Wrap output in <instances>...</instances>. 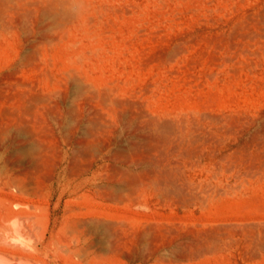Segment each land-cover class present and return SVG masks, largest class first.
Listing matches in <instances>:
<instances>
[{
  "label": "rangeland",
  "instance_id": "obj_1",
  "mask_svg": "<svg viewBox=\"0 0 264 264\" xmlns=\"http://www.w3.org/2000/svg\"><path fill=\"white\" fill-rule=\"evenodd\" d=\"M0 10V131L15 124L18 97L51 91L26 114L34 138L0 135V264L53 259L41 243L52 231L65 240L69 215L109 219L124 241L152 222V239L174 245L163 262L131 264H264V0H10ZM106 86L188 125L192 141L117 124L130 108L89 101ZM158 161L177 170L185 199L160 180Z\"/></svg>",
  "mask_w": 264,
  "mask_h": 264
},
{
  "label": "bare ground",
  "instance_id": "obj_2",
  "mask_svg": "<svg viewBox=\"0 0 264 264\" xmlns=\"http://www.w3.org/2000/svg\"><path fill=\"white\" fill-rule=\"evenodd\" d=\"M10 0H0V5H3L4 3L8 2ZM0 16H1V10H0ZM29 57V55H25L24 58ZM12 72V71H11ZM14 74V73H13ZM11 75V74H10ZM108 86L106 87H102V88H98L95 89L92 93H91V97L89 98V101H94V103L99 104L101 99L104 100H111L112 102H114L117 106L120 107H127L131 109V112L129 114H127V120L125 121V112H126V108L123 110L124 112L122 114H120V120H117V124L119 123V121L121 123H127L128 124H132L133 122H137V121H141L142 122V126L147 127V128H152L155 130V132L158 134L160 133V140L162 138H164L162 135L163 132H165L164 130L166 128H170L171 130L176 131V133L178 134V137L180 139V142L183 141H188L190 142V140L192 141L193 139V132L192 129L188 126V125H184L182 123L179 124V126L176 128L173 124V122H167V121H161L157 118L153 117V116H148L149 114L146 113V111L144 112L143 109H141L140 111H137V108L135 105L136 102L133 101H128V100H124V99H120V98H116V99H112L111 98V94L110 92L107 90ZM27 94V92H25L24 95L18 97L17 101L19 104L18 110L14 112L15 114V124L14 125H9L8 127H4V131H0V135L7 133L10 130L15 129L16 131H18V133H23L27 136H31L32 138H34L35 135V128L29 126V122L28 120H26V114L29 115V113H36L38 111V104L42 101H48L50 99V95H51V91L48 92H44L42 91V93L40 94H36L33 93L27 97H24ZM86 103H89L88 100H83L82 101V110L79 111V116H81L82 118L84 117V111H85V105ZM115 105V106H116ZM115 106H113V110L115 109ZM138 107V106H137ZM90 109V108H89ZM99 109V108H98ZM96 110V109H95ZM96 112V111H95ZM98 113V111H97ZM100 113V112H99ZM31 115V114H30ZM32 117V115H31ZM86 117V116H85ZM79 119V118H78ZM92 119V117H91ZM90 119V120H91ZM94 119V118H93ZM84 120V119H83ZM87 120H89L87 118ZM98 120V119H97ZM96 120V121H97ZM94 121V120H93ZM183 121V120H182ZM188 121V120H187ZM228 122V121H227ZM78 123V122H77ZM98 123V121H97ZM141 124V123H140ZM187 124V123H185ZM194 124V123H192ZM139 125V124H138ZM224 125V124H223ZM6 126V125H5ZM126 126V125H125ZM140 126V125H139ZM191 126V125H190ZM136 127V126H135ZM145 128V130L147 129ZM200 128V127H199ZM144 130V128H142ZM138 130V129H137ZM168 130V129H167ZM90 132V131H89ZM173 133V132H172ZM88 136V135H87ZM158 136V137H159ZM166 137V139L168 138L167 135H164ZM207 136V135H205ZM177 137V138H178ZM196 137V135H195ZM206 138V137H205ZM196 139V138H195ZM164 140V139H163ZM35 140H33L34 142ZM159 141V139H158ZM166 143V142H165ZM35 144V143H33ZM43 144V143H42ZM89 145H93L92 143H90ZM35 147V146H34ZM42 145L37 144V149L36 151L30 152V154L32 155V158L38 155H40V152H42ZM141 147V146H140ZM144 147V146H143ZM86 148V147H85ZM87 149V148H86ZM172 149V148H171ZM183 152V151H182ZM122 153V152H121ZM37 154V155H36ZM42 154V153H41ZM149 154V153H148ZM120 155V153H119ZM37 156V163H39V157ZM89 156V155H88ZM126 156V155H125ZM178 157V156H177ZM128 158V157H127ZM42 159V158H41ZM162 159V158H161ZM222 159V158H221ZM34 160V159H33ZM79 160V159H78ZM41 161V160H40ZM172 161V160H171ZM174 161V160H173ZM176 161V160H175ZM165 162V161H164ZM177 162V161H176ZM164 165H166L165 168H161V161L157 163V166H159L160 170V180H163L164 182H166V184L168 183L171 187H172L178 192L180 193L184 199H185V195H183L184 191V186H179L177 183V170L175 172H173V167L172 169L169 168L170 163L168 161H166L165 163H163ZM176 164V163H175ZM135 175V174H133ZM179 175V174H178ZM158 178V180H159ZM215 179V178H214ZM179 180V177H178ZM126 181V180H125ZM140 181L139 176H135L133 177L131 180L127 179V183L126 185L128 187L133 188L136 184H138V182ZM124 183V179L123 181H121ZM122 183V184H123ZM167 184V185H168ZM161 185V184H160ZM191 185V184H190ZM168 187V186H167ZM169 187V188H170ZM193 187V186H192ZM195 187V186H194ZM197 187V186H196ZM203 188V187H202ZM206 188V186L203 188V190ZM214 188V187H213ZM171 189V188H170ZM191 189V188H190ZM211 190V188H209ZM208 189V190H209ZM114 190V189H113ZM116 190V189H115ZM195 190V189H194ZM221 190V189H220ZM117 191H120V189H118ZM123 191V190H122ZM173 191V190H172ZM187 191V190H186ZM206 191V190H205ZM213 191V190H212ZM102 192V191H101ZM116 192V191H115ZM114 192V194H115ZM193 192V191H192ZM200 192V191H199ZM209 192V191H207ZM219 192V191H218ZM111 193V192H110ZM123 192H121L122 194ZM133 193V192H132ZM166 193V192H165ZM196 193V192H194ZM193 193V195L195 196V194ZM211 193V192H210ZM104 195V193H102ZM113 194V193H111ZM111 194H109L111 196ZM119 194V195H118ZM120 192L116 194V198L117 195L120 196L121 195ZM175 194V193H174ZM179 194V195H180ZM206 194V193H205ZM97 195V194H96ZM160 195V193H159ZM158 195V196H159ZM167 195H170L167 193ZM181 195L179 197H181ZM207 195V194H206ZM105 196V195H104ZM109 196V198H110ZM123 196V195H122ZM121 196V197H122ZM157 196V197H158ZM176 196V195H175ZM203 196V195H202ZM201 196V198H202ZM212 196V194H211ZM113 197V195L111 196ZM124 197V196H123ZM139 197V196H138ZM188 197V196H187ZM200 197V196H199ZM198 197V200H200ZM106 198V197H105ZM115 198V197H114ZM135 198V197H133ZM132 198V199H133ZM160 198V197H159ZM194 199L193 197H190V199ZM181 199V198H179ZM188 199V198H187ZM186 199V201H187ZM135 200V199H134ZM133 200V201H134ZM204 200V199H203ZM122 201V199H121ZM185 201V200H184ZM206 201V198H205ZM160 202H161V198H160ZM175 202V201H174ZM181 202V201H180ZM123 203V202H121ZM177 203V202H176ZM184 203V202H183ZM181 203V204H183ZM113 204V203H112ZM119 204H120V200H119ZM179 204V203H177ZM191 204V203H190ZM132 205V204H131ZM199 205V204H198ZM74 206V205H73ZM181 206V205H180ZM183 206V205H182ZM195 206V205H194ZM206 206V205H205ZM200 207V206H199ZM132 212V211H131ZM3 220V219H2ZM110 221L105 220V218L103 217H92V218H88V219H73L71 217V215L66 216L65 219L63 220L59 230L61 232L64 233L65 235V240L60 239L56 236L55 232L52 231L51 235H50V239L48 241L43 240L42 241V247L41 250H45L47 251V254L49 255V245H53L55 247V250L53 252V259H45L43 260V264H112V259H126L127 262H129V264L133 263V262H150L151 260H156V261H160L163 262L165 259L168 258L167 254L171 251H173L174 253V245L172 243H170L168 240L167 242H155L154 239H152V237L154 238L156 235L154 232H156V228L150 224L144 225L139 229H136L134 231H132V233L130 232L129 234H133V239L129 240V241H124V240H119L118 238H122V237H118L117 239H114V235H118L119 233V229L116 227L115 223L112 222H108ZM112 221V220H111ZM124 221V220H123ZM122 223V221H119ZM144 222V221H143ZM126 223V222H123ZM122 223V224H123ZM127 224V223H126ZM130 224V223H129ZM158 224H162V222H159ZM164 224V222H163ZM174 224V223H173ZM196 224V223H195ZM218 224V223H217ZM165 225V224H164ZM200 225V224H199ZM220 225V224H219ZM123 226H127V225H123ZM136 226V225H135ZM167 226V225H166ZM170 226V225H169ZM198 226V225H197ZM229 226V225H228ZM223 227V226H222ZM211 228V227H210ZM218 228V227H217ZM128 229V228H127ZM164 231L167 229L162 228ZM169 229V227H168ZM171 229V228H170ZM169 229V232H171ZM175 229V228H174ZM208 229V228H205ZM220 229V228H219ZM229 229V228H228ZM196 230V229H195ZM210 230V229H209ZM123 231V230H122ZM168 231V230H167ZM207 231V230H206ZM177 232V231H176ZM202 232V230H201ZM204 232V231H203ZM202 232V233H203ZM168 233V232H166ZM208 233V231L206 232ZM205 233V234H206ZM92 234H99L101 235V239L99 240H92L91 235ZM159 234V233H158ZM157 234V235H158ZM219 232L217 230H212L208 233L209 238L211 239H216L218 237ZM128 235V233H127ZM155 235V236H154ZM111 236V237H109ZM113 236V237H112ZM160 236V235H159ZM157 238H160V237ZM200 236V235H199ZM198 236V237H199ZM109 237V239H108ZM125 237V236H123ZM169 237V236H168ZM197 237V238H198ZM205 237V236H204ZM220 237V236H219ZM111 238V239H110ZM128 238V237H127ZM196 238V237H195ZM201 238V237H200ZM198 238V241L199 239ZM165 240L168 239L167 237L164 238ZM188 239V238H187ZM191 239V238H189ZM193 239V237H192ZM157 240V239H156ZM158 240H161L158 239ZM157 240V241H158ZM197 240V239H196ZM207 240V239H206ZM210 240V239H209ZM172 241V240H171ZM177 242V241H176ZM183 242V241H182ZM184 243V242H183ZM192 243V242H191ZM200 244H203L202 246H206L204 245L205 242H198ZM213 243V242H212ZM216 243V242H214ZM185 244V243H184ZM193 244H195L193 242ZM199 244V245H200ZM183 245V244H182ZM189 245V244H188ZM178 246V245H177ZM210 247V246H209ZM213 247V246H212ZM176 248V247H175ZM198 248V247H197ZM208 248V247H207ZM178 249V248H177ZM206 249V248H203ZM179 250V249H178ZM196 250V248H195ZM195 250H193V253L196 252ZM200 248L198 249V252ZM207 250V249H206ZM205 250V251H206ZM185 251V250H184ZM191 251V250H190ZM192 252V251H191ZM176 253V252H175ZM192 254V253H191ZM190 254V255H191ZM34 255V254H33ZM178 255V254H177ZM174 255V256H177ZM196 255V254H194ZM198 256H200L199 254H197ZM3 257V256H2ZM181 257V256H179ZM3 259V258H1ZM191 259V258H190ZM23 260V259H22ZM117 261V260H115ZM155 261V263H156ZM22 264H32L31 259H24V261H22ZM117 263V262H116ZM37 264V263H35ZM163 264V263H161Z\"/></svg>",
  "mask_w": 264,
  "mask_h": 264
}]
</instances>
